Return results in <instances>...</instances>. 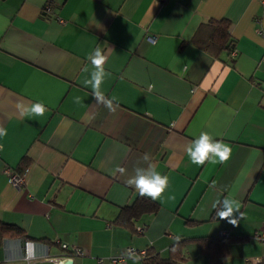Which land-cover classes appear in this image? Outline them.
Returning a JSON list of instances; mask_svg holds the SVG:
<instances>
[{
	"label": "crops",
	"instance_id": "obj_1",
	"mask_svg": "<svg viewBox=\"0 0 264 264\" xmlns=\"http://www.w3.org/2000/svg\"><path fill=\"white\" fill-rule=\"evenodd\" d=\"M221 18L233 43L216 56L194 38ZM97 47L111 111L84 85ZM262 55L264 0H0V225L21 231L3 234L0 264H113L127 246L166 258L178 242L180 264L264 256L253 237L264 227ZM35 103L42 116L21 115L18 105ZM202 132L230 146L225 162H190L186 149ZM24 159L18 190L3 169ZM149 165L167 189L131 226L118 224L139 196L127 181ZM225 198L240 204L236 225L217 216ZM216 236L227 239L223 257Z\"/></svg>",
	"mask_w": 264,
	"mask_h": 264
},
{
	"label": "clouds",
	"instance_id": "obj_2",
	"mask_svg": "<svg viewBox=\"0 0 264 264\" xmlns=\"http://www.w3.org/2000/svg\"><path fill=\"white\" fill-rule=\"evenodd\" d=\"M88 59L91 61L94 70L91 72V78L85 79L84 85L91 86L93 97L98 103H103L110 111L114 110L112 100L106 99L100 91V85L103 83L105 77L109 75L103 67L106 61L105 55L97 47L89 55ZM76 102H80L79 97L76 98ZM17 107L21 115L27 116H42L46 110L41 103L32 104L30 107H25L24 105H18ZM6 134V130L0 128V137ZM186 153L192 164L203 165L205 162L215 164L225 162L230 156L231 148L223 140H214L210 134L202 132L187 147ZM143 160H148L147 154H145ZM135 173L136 175L129 179L127 183L134 186L141 197L148 196L155 201L162 196L168 187V177L157 172L155 165H149L147 169L137 167ZM217 204L219 205L217 216L220 219L228 220L229 223L236 225L237 219L233 217L234 213L239 212V202L232 198H225L223 201H217Z\"/></svg>",
	"mask_w": 264,
	"mask_h": 264
},
{
	"label": "trees",
	"instance_id": "obj_3",
	"mask_svg": "<svg viewBox=\"0 0 264 264\" xmlns=\"http://www.w3.org/2000/svg\"><path fill=\"white\" fill-rule=\"evenodd\" d=\"M230 23L226 18H221L218 20L211 19L208 23L203 24L195 33L196 37L194 41L200 47H203L205 50L213 53V55H219L222 50H230L232 47L233 40L229 34ZM28 161L24 159L17 168H15L19 172H24ZM155 203L152 199L147 198L145 196L141 197L137 196L133 204L129 207L124 206L119 215L116 218V222L118 224H123L127 226H131V219L137 216L139 213L144 211H150L154 209ZM13 232H10L12 231ZM6 232H10L9 234H13V236H17L21 233L20 229L13 225L9 224L0 225V239L3 234ZM216 238H220L222 241H216L214 243L215 252H221L219 256L223 257L227 254L226 244L227 239L225 237L216 236ZM215 238V239H216ZM182 245L178 242L173 244L171 247L170 255L166 258L161 257L158 253H154L150 250H147V254L142 258L143 264H180L181 261H184L185 258L181 254ZM177 249V254H175V250Z\"/></svg>",
	"mask_w": 264,
	"mask_h": 264
},
{
	"label": "built area",
	"instance_id": "obj_4",
	"mask_svg": "<svg viewBox=\"0 0 264 264\" xmlns=\"http://www.w3.org/2000/svg\"><path fill=\"white\" fill-rule=\"evenodd\" d=\"M147 38L151 41H154V37H152V36H148ZM231 54L234 55L235 50H231ZM262 61H264V55H262ZM3 171L8 175V182L11 185H13L16 189L20 190L24 184V172H19L15 168L12 169L9 166H5ZM137 229H138V231H143V227H141V226L137 227ZM220 234L223 236H227L226 232H221ZM253 237L255 239H257L258 241H260L262 244H264V227L255 231L253 234ZM60 246L65 252H67L70 255H73V254L83 255L86 253L83 250V248H81L79 246H69L65 242H60ZM24 247L26 250L25 255H24V259L29 262L31 258L28 256V253H27L28 241H25ZM146 254H147V252L144 249H136L134 247L127 246L119 254H117L115 256H111L109 259L113 264H116V263L125 262L126 258H128V257L143 258L146 256ZM98 261H101V260L98 259ZM261 261H264V256L254 257V258L252 257L249 259L248 264H257Z\"/></svg>",
	"mask_w": 264,
	"mask_h": 264
},
{
	"label": "water",
	"instance_id": "obj_5",
	"mask_svg": "<svg viewBox=\"0 0 264 264\" xmlns=\"http://www.w3.org/2000/svg\"><path fill=\"white\" fill-rule=\"evenodd\" d=\"M63 264H71V260H65V262Z\"/></svg>",
	"mask_w": 264,
	"mask_h": 264
}]
</instances>
